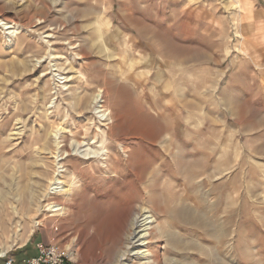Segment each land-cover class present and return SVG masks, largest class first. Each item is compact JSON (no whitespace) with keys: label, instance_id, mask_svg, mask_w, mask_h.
<instances>
[{"label":"rangeland","instance_id":"obj_1","mask_svg":"<svg viewBox=\"0 0 264 264\" xmlns=\"http://www.w3.org/2000/svg\"><path fill=\"white\" fill-rule=\"evenodd\" d=\"M143 209L156 264H264V0H0V258L144 264Z\"/></svg>","mask_w":264,"mask_h":264},{"label":"bare ground","instance_id":"obj_2","mask_svg":"<svg viewBox=\"0 0 264 264\" xmlns=\"http://www.w3.org/2000/svg\"><path fill=\"white\" fill-rule=\"evenodd\" d=\"M9 29H11V27H9ZM99 97H101V100L103 99L101 94H99L96 97H94L93 103H98ZM104 116H106V114H104ZM107 116H109V113ZM57 182H59V180H57ZM58 184H62V183L60 182ZM56 189H58V188H54L53 190H56ZM47 208H48L47 211L52 212V213L59 212V211L63 210L62 208H60V205H53V204L47 205ZM154 224H155V221H154L153 217L149 214L148 211H146V209H143L140 214L128 215V217L123 219L121 223L119 222L118 228H120V229L116 232L117 233L116 238H115L116 242L113 241L114 242L113 248L116 245L115 259L117 260V262L123 261L122 259L126 256V254L128 252H130V253L132 252V253H134L132 256H135L138 259H144V260L148 261L144 264H150V263L156 264V261L151 260L152 258L149 259L150 256L151 257H153V256H152V254H150V251L147 250V246L149 245V243L151 241V234H152L151 232H153V229L155 228V227H153ZM159 232L162 233L161 230ZM164 233H162V234H164ZM167 237L169 238V234ZM121 241H123V244L118 248L117 243H119ZM137 248H141V249L137 250ZM4 255H5V253L2 252L1 257ZM127 262L128 261H124V263H126V264H127Z\"/></svg>","mask_w":264,"mask_h":264},{"label":"built area","instance_id":"obj_3","mask_svg":"<svg viewBox=\"0 0 264 264\" xmlns=\"http://www.w3.org/2000/svg\"><path fill=\"white\" fill-rule=\"evenodd\" d=\"M38 256L29 260L27 264H65L66 257L59 250V248L54 246H47L40 244L37 246ZM5 260L4 264H15L13 258L7 257V254L0 258Z\"/></svg>","mask_w":264,"mask_h":264},{"label":"crops","instance_id":"obj_4","mask_svg":"<svg viewBox=\"0 0 264 264\" xmlns=\"http://www.w3.org/2000/svg\"><path fill=\"white\" fill-rule=\"evenodd\" d=\"M37 256H38V250H37V255H36L35 257H37ZM35 257H34V258H35ZM24 261H25V260H24ZM3 264H4V263H3ZM15 264H16V262H15ZM21 264H22V263H21Z\"/></svg>","mask_w":264,"mask_h":264}]
</instances>
